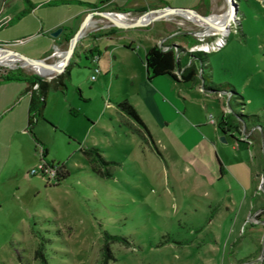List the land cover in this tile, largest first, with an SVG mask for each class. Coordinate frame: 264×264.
Segmentation results:
<instances>
[{
  "label": "rangeland",
  "instance_id": "1",
  "mask_svg": "<svg viewBox=\"0 0 264 264\" xmlns=\"http://www.w3.org/2000/svg\"><path fill=\"white\" fill-rule=\"evenodd\" d=\"M215 2L203 15H234L230 30H222L225 44L206 53L203 73L210 86L232 87L159 91L160 117L156 111L154 121L143 116L166 163L114 105L122 95L134 98L139 83L127 74L140 70L153 22L119 30L112 44H100L96 63L95 54L78 53L81 40L106 31L107 19L92 13L66 65L64 86L49 89L42 119L33 128L47 147L46 159L64 163L69 175L52 185L49 169V175L30 172L38 166L36 158L22 178L13 177L15 194L0 216V264H100L103 246L107 264H264V0ZM83 4H97L85 6L87 13L100 8L97 0H0V46L55 63L69 40L58 38L59 33L48 41L47 28L73 18ZM159 5L149 2L152 9ZM184 16H170L182 25L173 24L175 34L162 43L196 51L199 43L213 40L207 34L215 33L213 28ZM15 17L19 20L10 22ZM132 38L135 51L123 47ZM111 56L124 73L112 68ZM95 66L99 74L91 80L88 69ZM7 70L50 79L22 60L0 64V75ZM236 112L256 117L224 142L216 125L221 115ZM91 145L117 162L111 178L92 172L82 157L78 146ZM189 156L212 168V174L218 172L217 156L227 173L214 185L207 177H193L184 167Z\"/></svg>",
  "mask_w": 264,
  "mask_h": 264
},
{
  "label": "crops",
  "instance_id": "2",
  "mask_svg": "<svg viewBox=\"0 0 264 264\" xmlns=\"http://www.w3.org/2000/svg\"><path fill=\"white\" fill-rule=\"evenodd\" d=\"M99 1L100 0H97V3ZM156 1L160 3V5L157 8H160L165 5H170V7L194 8L198 11V13H201L202 15L207 13L206 11L208 12L210 11L208 9H211L212 3L213 4L216 3L215 0H206V4L204 5L200 3L201 0H156ZM149 2L150 0H104L101 5L104 6V4H108L110 8H115V7L124 8V11H126V13H128L129 16L132 17L131 19L133 20L138 14L146 11L145 9L149 7ZM85 6H89V5L83 4L82 7L78 8L79 12L77 15H74L73 18L67 19V21L65 22H61V23L56 22L50 24L49 27L47 28L48 41L54 40V37L50 35V32L52 30L57 29L58 27L61 28L60 36H58V38H64L65 34L67 33L69 34L73 30H76L80 25L82 19L84 18L85 14L87 13L86 11L87 9ZM153 14L154 13H149V15H153ZM174 15H179L184 17V20L186 19L184 13L170 14V15L168 14L156 20L150 19L144 25L141 26V27H148L153 22V26H151L152 30H150V34L146 35V39H148V43L144 47V53H146L147 49L150 46L160 45L165 39L169 40L172 38V36L175 34V32L172 31V29L174 28L173 24L182 25V23L180 22H176V21L173 22L174 19L173 17L170 16H174ZM117 19L121 22L127 23L126 19H121V18H117ZM16 20H19V17H15V19L10 22ZM106 23H108L105 26L106 31L92 33L90 36L85 37L83 41L81 40L80 42L81 47L79 48L78 53L82 51L85 54H89V56L93 58L92 55L95 54V52L98 53L100 44L105 46L106 43L109 42L111 43L114 40V36L117 35L118 31L122 30V28L123 29L125 28V27H118L110 23L108 19ZM156 23H160V24L155 25ZM185 31L186 30H181V31L179 30L178 32H185ZM119 37H122V35H120ZM181 41L184 42V39L182 38ZM172 42H167V43L173 44ZM174 42H177V40H174ZM123 47H125V49H129L130 51H135L137 47V43L135 42V39L132 38L127 43H124ZM98 57L99 56L95 54L96 63L98 62ZM110 61L112 68L116 69L117 71H120L121 73H124L121 63L116 62L113 56H111ZM138 63L140 65V70H136V72L133 73L130 72L127 74V77H129V79L137 80L139 83L138 84L139 87L134 92L133 95L134 98L130 99L131 97L127 95L126 96L122 95V98H126L128 102L131 103L136 108L138 112L137 114L144 123L145 122L148 123V122L144 118L143 113L146 114L148 117H150L152 121H154L152 114L155 111L157 112L156 113L157 116L160 117L161 114L157 107L156 99H158L159 97V91L162 93V89L167 87L170 88V90H172L173 86H178V87L201 91V89L197 88L196 86L191 87V84L189 83L176 82L167 75L158 76L155 77L154 79L152 78L149 80L146 78V72H145L146 68L143 62V58L142 59L139 58ZM90 73L91 70L88 69L89 76ZM67 75H69V72ZM150 84H157V86L160 87V90L154 89V87ZM51 88L56 89L55 87H51ZM29 95L30 92L26 90L23 81L0 80V216L4 211H6V209H8L7 203L10 200V198L11 199L13 198V195L15 194V191L10 186V182L13 179V177L19 176V178H22L24 172L27 171L29 167H32L35 164L36 158H38V164L42 161L40 159V152H41L40 146L35 144L33 140V136L27 129L28 113H29L28 109H29V100H30ZM122 98H120L119 100H121ZM119 100H116L114 102V105ZM206 108L207 107H205V109ZM160 119L163 118L161 117ZM211 120L213 122H210L208 118L209 124L215 125L216 122L213 116H211ZM40 121L41 120H38L34 124V126L38 124ZM165 124L167 123L165 122ZM216 131L220 135V131L218 128ZM226 135L225 138L232 137ZM79 147H86V146H78V149ZM159 152L161 153L160 150ZM159 157L164 161V163H166L162 153L161 156L159 155ZM215 161L218 167V172L216 174H212L211 173L212 168H207L206 165H204L201 162H198V160L194 158V156H189L184 167L190 173H192L193 177L195 176L199 179H202V177H207V179L211 182V184L214 185L217 181H219L225 176V173H227L226 167L223 165L222 161L218 159L217 156L215 158ZM218 162H220L222 169H220Z\"/></svg>",
  "mask_w": 264,
  "mask_h": 264
},
{
  "label": "trees",
  "instance_id": "3",
  "mask_svg": "<svg viewBox=\"0 0 264 264\" xmlns=\"http://www.w3.org/2000/svg\"><path fill=\"white\" fill-rule=\"evenodd\" d=\"M28 2V0H26ZM104 0H100L98 5H101ZM201 4H206V0H201ZM88 5V4H86ZM90 7H96L97 4L89 5ZM116 8V7H115ZM124 10V8H117ZM27 12L22 10L21 14ZM71 38V34H65L63 40L67 41ZM166 47V48H164ZM207 55L199 51H184L179 45L162 43L160 45L150 46L144 57L143 62L145 65V72L147 79H154L158 76L167 75L176 82L189 83L191 87L200 86L206 92H217L218 90H223L226 87H232L229 84H208L204 72V66H206ZM208 65V63H207ZM64 73L68 74L67 66L64 68L63 72L59 73L55 78L44 79L38 75H25L20 70L10 71L7 70L4 74L0 75L1 81H23L25 88L30 92L29 109H28V123L27 129L33 136V140L36 145L40 146V159L45 161V164L50 166V169H54L53 175L54 179L52 185H57L62 180H65L69 173L65 169L64 163H54L53 161L46 159L47 147L45 144L40 142L33 132L34 124L42 119V112L45 107V97L51 87H61L64 86ZM35 86V87H34ZM115 107L118 111L123 113L126 117L132 120L137 125L138 135L151 146V149L161 156V153L155 145L151 133L149 132L146 124L137 114L136 108L128 102L126 98H122L115 103ZM254 115L239 114L238 112L234 114L221 115L220 120L217 123V128L224 135L229 134L231 136L232 131L239 132V128L246 125L250 119L254 118ZM243 124V125H242ZM79 151L82 157L89 163L92 172L100 177L111 178V169L117 162L113 160H107L101 155L97 147L86 146L79 147ZM219 167L222 169L220 162ZM43 175V174H41ZM119 238V236H114ZM121 240V238H119ZM108 255V250L103 246V255L100 264H107L106 258Z\"/></svg>",
  "mask_w": 264,
  "mask_h": 264
},
{
  "label": "water",
  "instance_id": "4",
  "mask_svg": "<svg viewBox=\"0 0 264 264\" xmlns=\"http://www.w3.org/2000/svg\"><path fill=\"white\" fill-rule=\"evenodd\" d=\"M231 0H229L230 2ZM97 13L99 16L101 17H104L106 19H108L110 22H112V24L118 26V27H126V28H131V27H135V26H142L145 24V21L144 18L145 16H147L149 13H154L151 17V19H159L165 15H170V14H180L181 12H184L185 14H190V15H194L196 17H198V19L202 20V21H207V17L208 15H202L201 13H198V11L194 8H184V7H170V5H165V6H162L160 8H154V9H150V10H146L145 12L143 13H140L138 14L134 20H132L131 22H121L115 18H113L110 14L106 13L105 11H91V12H88L84 18L82 19L80 25L78 26V28L75 30V32L73 33V35L71 36V38L69 39L68 41V47L67 49L64 51V64H63V67H61V69H59L57 71V74L59 72L62 71V69H64V67H66V65L68 64L69 62V58L71 57L73 51H74V47L76 45V42H77V39L80 38L81 36V33H82V30L85 28L86 25H88L89 21H90V17L92 15V13ZM233 13L231 12L230 15H228L225 19V22L223 24V26H220V27H223L224 30H226V32L229 29V23L230 21L233 19ZM212 25V24H211ZM212 28L214 29H218L219 27L218 26H214L212 25ZM61 31V28L58 27L57 29L55 30H52L50 32V35L51 36H54V37H57L58 34L60 33ZM0 51H5V52H9L10 54H13V55H17V56H21L25 61L31 63V64H38L39 66H44V67H52V63H48V62H45L43 59H39V58H30V57H26L25 55L19 53V52H16L14 50H10V48H7V47H2L0 46ZM53 75L51 76H48L49 78H52ZM220 138L222 139V141H226V138H225V135L220 132Z\"/></svg>",
  "mask_w": 264,
  "mask_h": 264
},
{
  "label": "bare ground",
  "instance_id": "5",
  "mask_svg": "<svg viewBox=\"0 0 264 264\" xmlns=\"http://www.w3.org/2000/svg\"><path fill=\"white\" fill-rule=\"evenodd\" d=\"M181 13H184V12H181ZM228 15H230L229 11H224L223 13H220L219 15H216L213 17L208 16L207 21H203V23L205 24V26L211 27V28H212V25L218 26L219 27L218 29L214 28L215 33L224 34L225 32H222L224 28L220 26H223L225 19ZM191 16L192 18L197 19L198 21H202L194 15H191ZM56 57H57V61L55 63H52L53 64L52 67H44V66H39L38 64H31L25 61L21 56L13 55L5 51H0V64H6V65L11 66L14 64L16 60H22L27 67L37 71L39 74L44 75V76H51V75H54L59 69H61V67H63V64H64V53L62 56L56 55Z\"/></svg>",
  "mask_w": 264,
  "mask_h": 264
},
{
  "label": "built area",
  "instance_id": "6",
  "mask_svg": "<svg viewBox=\"0 0 264 264\" xmlns=\"http://www.w3.org/2000/svg\"><path fill=\"white\" fill-rule=\"evenodd\" d=\"M105 12L108 13V14H110L115 19H117V18L126 19L127 23L132 21V19H131L132 17H130L129 14L126 13V11H123V12H115V11H112L111 10V11H105ZM151 17H152V15H149V18H148V16L147 17L145 16L144 19H146V20H143V21H145V23H146L147 21H149L151 19ZM110 23H112V22H110ZM229 25H230V23H229ZM207 34H212L214 36L213 40L212 41L211 40L210 41H206L204 43H199L198 45H196L195 48L197 49V51L203 52V53H209V52L212 53V52L218 50L219 48H221L225 44V42H226V34L225 33L224 34L214 33L211 30ZM164 48H166V47H164ZM189 51H193V50H189ZM93 60L95 61L96 58H94ZM98 73H99L98 67L95 66V68H93L91 70V73H90V76H89L90 79L91 80L96 79V75ZM209 120H210V122H213L211 120V116H209ZM48 169L53 173L54 169H50V166L49 165L40 162L38 164V166L32 167L31 170H30V172L33 173V174L34 173L35 174L39 173V174H43V175L44 174L49 175Z\"/></svg>",
  "mask_w": 264,
  "mask_h": 264
},
{
  "label": "flooded vegetation",
  "instance_id": "7",
  "mask_svg": "<svg viewBox=\"0 0 264 264\" xmlns=\"http://www.w3.org/2000/svg\"><path fill=\"white\" fill-rule=\"evenodd\" d=\"M151 8H152V7L149 6V7H148L147 9H145V10H150ZM111 10H112L111 8H109V9L104 8V9H103V5L100 6V8L98 9V11H103V12H104V11H111ZM145 10H144V11H145Z\"/></svg>",
  "mask_w": 264,
  "mask_h": 264
}]
</instances>
